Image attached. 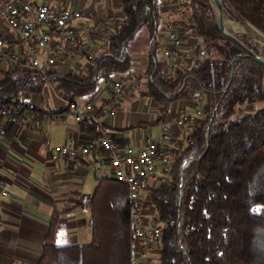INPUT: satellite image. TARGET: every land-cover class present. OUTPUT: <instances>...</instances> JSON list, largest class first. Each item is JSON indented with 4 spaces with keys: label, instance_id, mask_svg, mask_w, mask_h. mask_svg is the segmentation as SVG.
<instances>
[{
    "label": "trees",
    "instance_id": "obj_1",
    "mask_svg": "<svg viewBox=\"0 0 264 264\" xmlns=\"http://www.w3.org/2000/svg\"><path fill=\"white\" fill-rule=\"evenodd\" d=\"M119 1L122 17L114 18L112 33L94 49L85 71H51V82L63 95L77 99L93 93L100 79L129 76L130 42L144 28L146 46L135 58L146 62L141 77L147 94L162 107L195 91L207 98L204 116L194 121L184 145L169 158L164 182L147 196L161 228L157 264H264V106L254 108L264 101V66L238 57L230 79L231 59L239 48L219 31L211 0H186L184 29L192 31L200 45L187 65L178 67L164 57L163 40L157 36L165 11L160 7L166 3ZM221 1L224 17L264 34V0ZM237 37L264 54L254 37ZM45 85L37 71L18 66L0 71V109L21 104L37 119L68 110V105L55 110L30 104L29 95L43 92ZM188 157L192 159L186 164ZM129 205L125 183L95 175L89 194L51 216L35 264H133ZM77 208L89 212V242L58 244L60 216Z\"/></svg>",
    "mask_w": 264,
    "mask_h": 264
},
{
    "label": "crops",
    "instance_id": "obj_2",
    "mask_svg": "<svg viewBox=\"0 0 264 264\" xmlns=\"http://www.w3.org/2000/svg\"><path fill=\"white\" fill-rule=\"evenodd\" d=\"M42 1V0H38ZM54 5L81 6L84 0H49ZM119 0H94L90 7L94 10L96 18L86 20L90 25L102 23L105 18L114 19L115 16L108 12L112 2ZM120 2V1H119ZM166 14L167 7H160ZM163 15V16H164ZM101 16V17H100ZM81 20L71 25L81 29ZM114 24V23H113ZM107 26L103 35L85 30L86 37L81 43L95 40L101 45L104 35H110L112 26ZM8 46L15 47L20 43L12 35L4 34ZM26 47L27 44L24 43ZM71 59L54 65L51 69L59 74H79L85 71L89 61L80 49L67 48V57ZM133 71L125 77V91L117 99L111 101V80L118 78L115 74L111 80L103 79L107 97H101L102 92L95 88L94 92L78 100L91 101L93 108L89 113L83 114L77 119L72 109L60 112L63 118L52 119L46 115L41 119L25 121L16 124L7 121L5 126L7 134L0 138V168L6 179L7 195H0V264H35L38 260L45 234L51 216L57 209L67 203L76 202L82 195L89 194L95 186V175L112 177V168L106 153L97 144L101 131H105L115 142L122 146L128 144L135 149L140 148L147 139L158 137L164 125L169 127L171 141L166 143L167 148L175 152L184 145L186 135L191 131L193 121L178 124L183 116L194 117V114L186 112V105L199 101L198 95L189 98H181L180 112L170 109L172 102L166 106L148 100L147 83L141 75L145 71L146 62L142 59L133 60ZM0 63V71L10 68ZM138 89H142L138 92ZM59 91L52 90L50 94ZM141 100H135L136 93ZM39 94V93H34ZM29 95L31 105L43 109L46 107L58 110L47 101L46 106L40 98ZM51 99H55L52 95ZM174 104V103H173ZM115 105L116 113L113 116L102 117L100 108H109ZM194 106V105H193ZM206 106V103H205ZM195 109V107H194ZM205 107L203 108V110ZM202 110V111H203ZM55 112V111H54ZM202 112V116H204ZM82 143L91 146L90 152L83 157H61L54 162L50 159V152L54 144ZM155 177L147 180L145 194L153 186L159 183L158 179L163 175V166L159 158L156 163ZM89 212L86 208H77L60 216L56 230L55 241L58 244H86L90 240V228L88 224Z\"/></svg>",
    "mask_w": 264,
    "mask_h": 264
},
{
    "label": "built area",
    "instance_id": "obj_3",
    "mask_svg": "<svg viewBox=\"0 0 264 264\" xmlns=\"http://www.w3.org/2000/svg\"><path fill=\"white\" fill-rule=\"evenodd\" d=\"M167 7L166 14L162 17L158 33L163 40V55L174 67L187 65L191 52L200 45V39L192 32L184 29L188 25L186 0H159ZM91 7L58 6L49 0H0V63L11 62L10 68L19 67L40 73L45 82V88L57 90L50 80L49 72L57 63L67 62V48L80 49L89 61L94 49L100 47L95 40L81 43L86 37L85 30L101 33L107 26L114 23V19L105 18L102 23L90 25L89 19L96 18ZM101 17V16H100ZM85 19V20H83ZM81 20V29L76 30L71 24ZM80 21V22H81ZM112 33V32H111ZM157 33V34H158ZM234 33V32H233ZM4 34H9L21 42L7 45ZM264 42V41H263ZM24 43L27 46H24ZM40 57H39V56ZM13 63V64H12ZM106 80H111L108 78ZM125 78L118 76L111 80V101L116 103L125 91ZM198 95L199 91L191 93ZM67 105L75 113L77 119L89 113L93 104L91 101H82L65 96ZM195 116H183L177 121L182 125L186 121H195L202 116V105L195 102ZM102 117L113 116L116 113L115 105L109 108H100ZM52 119L63 118L60 112L52 113ZM34 121L36 118L21 104H9L0 109V138L5 137L7 128L5 122L23 124L25 121ZM171 141L169 127L164 125L161 134L153 139H147L138 149L128 144L119 146L113 137L101 131L97 144L106 153L112 168V177L127 185L130 200V227L132 230V258L133 264H157L159 239L161 228L156 217L151 211L148 200L149 191L145 192L147 180L155 177L156 163L160 158L163 172L168 169L167 162L172 151L166 143ZM91 150V146L82 143L60 142L53 145L50 159L54 162L61 157H83ZM192 158L184 160L187 164ZM163 175L159 183L164 182ZM6 179L0 168V195L6 196Z\"/></svg>",
    "mask_w": 264,
    "mask_h": 264
},
{
    "label": "rangeland",
    "instance_id": "obj_4",
    "mask_svg": "<svg viewBox=\"0 0 264 264\" xmlns=\"http://www.w3.org/2000/svg\"><path fill=\"white\" fill-rule=\"evenodd\" d=\"M92 1L94 0H84V7H90ZM96 1V0H95ZM65 6H69L68 4L65 5ZM108 12H111V14H113L115 16V18H121L122 17V12H121V6H120V2L119 1H116V2H112V6L110 5L109 6V9H108ZM85 20V19H83ZM161 20L162 18L160 19L159 21V28L161 26ZM236 22V23H239L237 21H234V20H231L227 17H224V22ZM241 24V23H239ZM241 25H244V24H241ZM225 27L227 28V30L229 32H234L237 35H241V34H249L250 36L254 37L255 40H257L261 46L262 49H264V42L260 39V37L257 35V32L258 30L255 29H251V26L250 25H244V27H246V29L243 28V30L241 31H237L235 30L234 28H231V27H227L225 25ZM260 32V31H259ZM157 36H159V33L157 34ZM146 46V31L145 29L143 28L141 31H139L136 36L134 37V39L131 40L130 42V46H129V52L131 53V57L133 58L132 60H135V57L139 55V53L141 54L142 53V49H144ZM264 55V54H263ZM39 56V55H38ZM40 57V56H39ZM7 61L4 62L3 66L6 67L7 66ZM11 63V62H10ZM13 64V63H12ZM134 69V67H133ZM126 76H124L125 78ZM126 79V78H125ZM105 84L106 82L103 80V79H100L97 83H96V88H98V90L100 92H102L101 97H107L108 94L106 93L105 91ZM55 85V84H54ZM139 91L138 92H141L142 89H138ZM50 92H52V90L48 87H46L44 89L43 92L39 93V94H32L31 95V99L32 101H34V98H40L42 99V101H44V105L46 106V103L47 101H49V103L53 104L54 105V102H58L56 104V107H65L67 106V100L65 99L64 95L59 91V97H57L58 95L56 93L53 92V97L55 99H51L52 95L50 94ZM138 92L136 93V96H135V100H141L140 99V95L138 94ZM152 100L153 98L152 97H148V100ZM199 102L201 103L202 105V109L205 107V103L207 102V98L205 96H201L200 98H198ZM54 101V102H53ZM174 103V104H173ZM172 103V105L170 106V109L171 110H176V112H180L179 108L181 107V105L183 104L182 101H178L177 100H174V102ZM194 105V104H193ZM192 105V102H188L187 105H186V112L189 113V114H195V109H194V106ZM264 106V101H261L259 103H257L254 108H259V107H262ZM254 108H250V110H254ZM231 118H236V115H233Z\"/></svg>",
    "mask_w": 264,
    "mask_h": 264
},
{
    "label": "water",
    "instance_id": "obj_5",
    "mask_svg": "<svg viewBox=\"0 0 264 264\" xmlns=\"http://www.w3.org/2000/svg\"><path fill=\"white\" fill-rule=\"evenodd\" d=\"M211 2H212L214 9L217 12V25H218L219 31L239 48V52H237L231 59L232 70H231V74H230V79L232 78V75H233L234 60L238 57L247 56L249 58L255 59L256 61H258L259 63H261L264 66V55L256 53V52L252 51L250 48H248L247 46H245L238 39V37L236 36L235 33L229 32L227 30V28L225 27L222 1L221 0H211ZM257 35L260 37V39L262 41H264V34L263 33L258 31ZM153 38H154V35L152 36V40H153ZM154 71H155V69L153 70V72L149 76L150 80L153 79Z\"/></svg>",
    "mask_w": 264,
    "mask_h": 264
},
{
    "label": "bare ground",
    "instance_id": "obj_6",
    "mask_svg": "<svg viewBox=\"0 0 264 264\" xmlns=\"http://www.w3.org/2000/svg\"><path fill=\"white\" fill-rule=\"evenodd\" d=\"M224 24L227 26V27H231V28H234L235 30L237 31H241L244 29H246V27H244V25H241L239 23H236V22H224Z\"/></svg>",
    "mask_w": 264,
    "mask_h": 264
}]
</instances>
